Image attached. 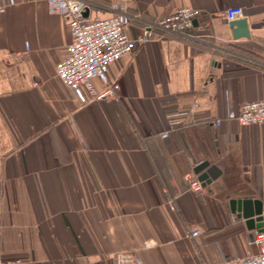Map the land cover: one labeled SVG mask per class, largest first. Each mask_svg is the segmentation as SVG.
I'll list each match as a JSON object with an SVG mask.
<instances>
[{
  "label": "crops",
  "instance_id": "obj_1",
  "mask_svg": "<svg viewBox=\"0 0 264 264\" xmlns=\"http://www.w3.org/2000/svg\"><path fill=\"white\" fill-rule=\"evenodd\" d=\"M126 1L146 19L198 9L197 39L137 46L110 66L109 96L82 100L57 76L71 41L65 17L45 0H0V264H114L129 251L145 264H215L212 238L228 225L256 251L229 200L264 201V124L213 122L264 100V0ZM234 6L250 38L221 19ZM206 160L220 174L196 190L186 176Z\"/></svg>",
  "mask_w": 264,
  "mask_h": 264
},
{
  "label": "built area",
  "instance_id": "obj_2",
  "mask_svg": "<svg viewBox=\"0 0 264 264\" xmlns=\"http://www.w3.org/2000/svg\"><path fill=\"white\" fill-rule=\"evenodd\" d=\"M45 2L49 13L65 17L71 34L68 55L56 66L57 76L82 100H86L87 95L99 100L109 96L112 93V85L108 78L110 66L125 55L131 54L137 46L163 39L167 35L197 39L191 33L196 26L194 21L201 16L198 9L182 6L174 13L159 19H146L132 14L126 0H111L108 3L95 0H45ZM87 11L89 14L85 15ZM105 13L108 15H104ZM242 17L244 9L241 6L227 8L221 14V19L225 22ZM131 21L140 24L135 36H130L126 31ZM94 79L102 81L106 87L104 92L96 90ZM186 114V112L170 114L172 119L170 129L162 131L161 136L169 137L171 131L180 124L177 118ZM225 118L240 126L264 124V100L242 103L239 110H231L227 116L215 119L214 126H221ZM186 179L194 189H202L197 177L189 173ZM191 232L193 237L200 234L198 229ZM251 243L256 251L249 250L244 256L215 264H264V226L255 232ZM113 261L114 264H145L136 251L119 253Z\"/></svg>",
  "mask_w": 264,
  "mask_h": 264
},
{
  "label": "water",
  "instance_id": "obj_3",
  "mask_svg": "<svg viewBox=\"0 0 264 264\" xmlns=\"http://www.w3.org/2000/svg\"><path fill=\"white\" fill-rule=\"evenodd\" d=\"M89 11L85 13L88 15ZM198 20L194 21L197 25ZM232 29V34L235 39L250 38L251 30L249 21L246 18H239L227 22ZM217 164L210 160L200 162L195 168L194 173L198 176L202 187H207L220 174ZM232 213H236L240 220H244L250 237H254L256 230H261L264 226V201L259 198H231L229 200Z\"/></svg>",
  "mask_w": 264,
  "mask_h": 264
},
{
  "label": "rangeland",
  "instance_id": "obj_4",
  "mask_svg": "<svg viewBox=\"0 0 264 264\" xmlns=\"http://www.w3.org/2000/svg\"><path fill=\"white\" fill-rule=\"evenodd\" d=\"M234 224L233 219H229L227 224ZM222 227H224V222H221ZM228 225V231L224 234H219L215 238H212L215 244L216 252L221 255L222 260H231L235 257L244 256L247 254L245 247H243L244 242L240 235V230L230 227ZM201 239V238H200ZM242 248V249H241Z\"/></svg>",
  "mask_w": 264,
  "mask_h": 264
}]
</instances>
